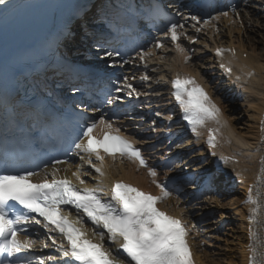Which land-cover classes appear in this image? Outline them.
<instances>
[{"label": "bare ground", "instance_id": "bare-ground-1", "mask_svg": "<svg viewBox=\"0 0 264 264\" xmlns=\"http://www.w3.org/2000/svg\"><path fill=\"white\" fill-rule=\"evenodd\" d=\"M22 1L24 0H10L5 8H11L12 12L14 11L13 7ZM64 1L67 0H47L45 9L56 10ZM257 3L263 5L264 0H238L236 2L237 8L232 6L222 7L211 15V17H218V19L211 20L210 17L208 24H204L203 20L197 23L191 20L188 15H181L177 24H183V28L179 29V32L183 33L179 40L184 48L183 52L177 50L176 44L171 41L170 36L165 37V34H154V42L149 44L151 46L143 48L144 52L151 51L152 55L146 57L145 61H140L137 54H134L131 56V61L127 63L129 66H126L122 73V78L127 76L129 82L135 88V92L141 96L140 99L134 100L137 102H135L136 104H139L132 107V102L128 103L127 99H133L128 95L130 90L125 88L124 92L119 94L121 99L114 101L112 105L106 106V110L101 113L106 119L115 121L116 126L121 129L120 134L126 136L142 149L149 166L156 168V179L158 181L163 179L162 175L166 172L173 174L171 178H176L181 176L186 168L192 167L196 170L194 166L198 164L201 166L200 162L202 160L204 162L205 159L202 149L204 143L188 140L175 151L170 149V142L159 143V137L164 133L163 129L168 127L162 119L174 112L173 105L166 103L167 99L165 97L161 98V93L166 94L168 79L181 73H188L199 83H206L208 86L207 93L211 101L220 109V124L217 125L212 120L210 122L222 129L218 151L235 153L242 159V163L236 165L235 168L241 173L238 175L242 176L243 183L238 189L232 191L233 194L230 197L219 195L217 197L216 194L212 193V190H209L210 197L199 200L196 207L193 208L195 212L191 217V208L185 205L180 195L171 194L165 200L160 201V207L173 212L175 216L182 215L183 219L192 225L189 237L191 238L195 264H247L248 254L245 245L250 243L247 219L249 209L253 205L240 206V204L247 196L251 184L254 185L252 195L260 200L264 209V180L257 181L258 175L264 176L260 173V158L264 155V138L262 139L264 128L259 132L264 107V54L263 51L258 49V44L264 45V37L260 36L264 32L259 30L264 31V26L259 27L255 24L264 23V18L259 15L261 11L256 6ZM169 4L172 8L176 7L174 0H171ZM224 12H227L228 15L224 16ZM7 21L6 13L0 9V27L5 30L3 34L2 30L0 31V40L9 39L14 33V30L9 27L10 24L2 26V23H7ZM110 26L112 29L117 27L115 21ZM197 29L201 30L197 31ZM255 36L259 39H255ZM157 40H160L163 45L159 49L155 48ZM78 43L81 44L80 41ZM226 45H235L234 47L237 50L236 62L242 70H235L232 77H228L218 64V61L227 62V59L225 57L218 59L214 56L217 47L225 48ZM81 50L87 52L78 59L79 61L88 57L85 61L90 63L98 57L96 47L90 50L81 48ZM243 52L246 53L244 58L241 57ZM185 55L189 56L190 59L185 61ZM77 56L79 55L77 54ZM145 64L147 67H145ZM145 76L148 79H143ZM217 84L232 88L230 93H234L232 103L226 104V101H223L222 94L217 89ZM233 85L236 89L233 88ZM121 87H124L123 83ZM67 88L70 89V87ZM124 105L129 106V109H126L125 112L121 111ZM114 108L118 110L117 117H106L112 113L111 109ZM99 118H95V120L98 121ZM175 127L176 131L173 133L181 131V126ZM101 131L100 128L97 129L98 133ZM175 154H178L177 157L184 158L185 163L171 170L163 161ZM215 159L212 158L206 161L214 164ZM84 164L73 160L71 164H62L57 168L59 169L58 172L66 173L77 184L81 185L71 175L72 171L76 172L79 167L83 169L79 170V174L85 181L81 186L95 187L97 185L95 179L98 177L88 173ZM105 169L107 170V178L104 181L107 184L110 180H113V182L125 181L138 186L142 190H155L156 195L160 194L159 188L151 183L152 178L146 175L144 169L138 168L133 161L121 160L120 158L113 160L110 157L106 159ZM189 187L193 188L194 185ZM186 190L195 192L194 189ZM258 192L260 193L259 197L256 195ZM208 200L212 204H208ZM211 206L217 207L221 219H213L206 224L198 225L193 218L214 208ZM207 215L212 217L214 213H208ZM226 220H231V222H224ZM257 220L258 223L253 225L252 228L257 233L256 240L264 242V214L258 212ZM85 230L88 237L95 241L100 240L98 235H93V227H85ZM35 241L36 246L32 249V253L37 254V257L36 260L32 261V264H37L38 260L46 259L49 256L61 259L57 254V250L41 246L46 244L43 238H38ZM103 243L104 247L113 251L115 256L113 244L107 243L106 238H104ZM253 243L254 246L261 245V243L255 241ZM210 244H216L217 250L210 249ZM229 244L232 246L229 247ZM260 250L263 251L264 249L260 248ZM49 251L50 253H48Z\"/></svg>", "mask_w": 264, "mask_h": 264}, {"label": "snow or ice", "instance_id": "snow-or-ice-1", "mask_svg": "<svg viewBox=\"0 0 264 264\" xmlns=\"http://www.w3.org/2000/svg\"><path fill=\"white\" fill-rule=\"evenodd\" d=\"M9 3L10 0H0V9L6 11L5 6ZM223 15L227 16L228 13L224 12ZM190 18L197 23L200 21V17L196 15ZM210 19L216 20L218 17L213 16ZM203 22L208 24L209 19H204ZM180 28H183V24L170 23L165 37L170 36L177 50L183 52L184 48L179 43L180 36L183 35L179 32ZM162 46L160 40L155 42V48L159 49ZM222 51L217 49V55ZM121 55L122 53L117 50L104 51L103 58L110 61L106 67L115 68L116 63L112 58H120ZM150 55L151 51L141 50L137 53L140 61H145ZM189 59V56H184L185 61ZM127 63L129 61L125 60L120 66ZM143 79L148 77L145 76ZM123 84V88L113 86L114 96L106 99L108 105L120 100L119 94H122L125 88L130 90L129 96L135 92L127 76L123 78ZM171 84V94L194 134L197 133L198 127L206 126L209 120L220 124L219 107L211 101L208 93L194 78L177 74ZM94 112L99 113L100 109H94ZM261 123L264 125V120ZM98 128L102 130L101 135L96 134ZM214 131L218 132L219 128L209 129L210 147H215V137L211 135ZM81 133L82 139L74 144V148L77 152L87 154V159L84 156L80 159L96 173L104 175L103 165L106 156L113 160L118 157L121 160L128 159L136 162L139 167L147 168L148 175L152 178L151 183L160 189V194L153 195L122 181L114 182L109 193H105L99 182L92 188L79 187L67 177L56 176L55 173L59 169L55 168V165L63 163L60 160L52 162L54 171L51 179H48V174L45 173V178L40 181L33 180V177L38 175L37 172L22 169L13 173L0 166V264H31L30 261L26 262L15 255L36 246V241L29 236H25L23 240L19 238L23 231L22 225L28 222L42 225L49 233L48 238L52 241V246L62 257L57 259L49 256L38 260L37 264H195L192 247L188 241L190 229L185 221L157 207V203L169 197L171 192L167 181L156 179V168L149 166L141 149L120 134L121 129L116 126L115 121L106 119L104 115H100L98 121L92 119L82 125ZM93 157L99 164L93 163ZM260 164V173L264 174V155L260 158ZM72 176L81 185L85 183L79 174V167ZM261 180H264V176L258 175L257 181ZM256 195L259 197L260 193ZM105 196L107 198H102ZM244 203L253 205L248 216L250 241L248 264H264V251L258 253L253 243L254 241L261 243V248L264 249V242L256 240L257 233L252 228L262 205L258 198L253 197L251 186ZM64 208L75 209L76 219H70ZM86 221L92 224L93 235L99 236L98 242L90 239L83 229L82 225ZM52 233L62 236L63 241L57 242ZM105 236L110 242L120 241L114 250L115 256L113 251L104 247ZM41 246L48 247L47 244ZM258 256L261 258L258 259Z\"/></svg>", "mask_w": 264, "mask_h": 264}, {"label": "rangeland", "instance_id": "rangeland-1", "mask_svg": "<svg viewBox=\"0 0 264 264\" xmlns=\"http://www.w3.org/2000/svg\"><path fill=\"white\" fill-rule=\"evenodd\" d=\"M258 8H261L262 9V11L260 12V16H262L263 18H264V6H260V5H256ZM263 12V13H262ZM257 26H259V27H262V26H264L263 24L264 23H261V24H259V23H255ZM255 28H257V27H255ZM261 32H264V31H262L261 29H259ZM260 36H263L264 37V33H262V34H260ZM255 39H259V37H257V36H255ZM258 49H259V51H263V54H264V45H262V44H258ZM261 49H263V50H261ZM217 218V217H216ZM216 244H219V243H216ZM216 244H210L209 245V247H210V249H212V250H217V248H216ZM229 247H231L232 245H228ZM219 256V255H218ZM218 256H216V257H218ZM235 259V258H234ZM225 264V263H224Z\"/></svg>", "mask_w": 264, "mask_h": 264}]
</instances>
